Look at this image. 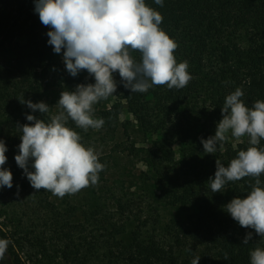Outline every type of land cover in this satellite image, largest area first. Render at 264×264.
<instances>
[{
	"label": "trees",
	"instance_id": "trees-1",
	"mask_svg": "<svg viewBox=\"0 0 264 264\" xmlns=\"http://www.w3.org/2000/svg\"><path fill=\"white\" fill-rule=\"evenodd\" d=\"M145 3L162 15L159 27L177 43L174 56L177 63L187 62L191 80L182 89L154 85L145 93H131L119 76L118 100L99 119L113 131L125 101L142 144L131 141L123 149L147 165L153 190L114 196L112 207L97 201L78 211L59 207L49 191H36L15 161L19 126L31 123L26 116L50 121L49 113L33 112L20 100L44 102L49 89L64 79L50 71L55 53L48 44L50 28L32 5L13 15L0 0V53L16 39L11 63H0V140L7 147L0 168L13 176L11 188L0 187V213L8 222L4 239L10 241L13 264H192L196 257L199 264H250V252L264 249V238L241 227L225 209L233 198L246 197L257 178L230 181L216 193L208 182L216 160L227 167L252 146L250 138L236 145L225 141L222 148L218 143L214 154H206L201 143L215 134L225 98L236 88L244 92L241 99L248 107L264 101V0ZM131 54L141 60L138 51ZM128 124L123 123L125 132ZM257 147L264 150V140ZM259 179L264 187V174ZM161 206L189 211L190 221L163 222ZM250 231L252 239L243 244Z\"/></svg>",
	"mask_w": 264,
	"mask_h": 264
},
{
	"label": "clouds",
	"instance_id": "clouds-1",
	"mask_svg": "<svg viewBox=\"0 0 264 264\" xmlns=\"http://www.w3.org/2000/svg\"><path fill=\"white\" fill-rule=\"evenodd\" d=\"M154 2L163 6V0ZM34 4L40 22L50 28L48 44L57 54L64 50L68 73L75 77L86 70L95 79V83L77 85L74 91H62L56 104L60 111L50 121L29 114L26 119L31 123L19 126L22 135L19 154L15 156L17 165L36 191L43 189L63 198L96 185L105 167L95 150L85 147L81 136L67 122L73 121L84 131L103 126V119L93 118V106L116 92L113 73H119L120 82L131 93H145L154 85L182 89L191 76L187 62L176 61L177 43L159 27L162 15L145 0H34ZM137 51L140 61L131 54ZM243 96L240 88L226 96L215 134L206 140L201 138V143L206 154H214L217 144L222 148L228 140L229 132L236 140L250 138L252 146L239 151L227 167L216 160L214 177L208 182L216 193L230 181L256 177L250 193L233 198L225 209L241 227L264 238V187L259 179L264 174V150L257 147L264 140V101L257 100L248 107ZM20 102L33 112L45 114L50 109L44 102ZM6 151L0 140V166L6 163ZM12 181L11 171L0 168V187L11 188ZM252 235L248 232L242 243L248 244ZM9 243L0 239V261L5 259ZM199 260L196 257L192 264H199ZM250 264H264V249L256 247L250 252Z\"/></svg>",
	"mask_w": 264,
	"mask_h": 264
},
{
	"label": "rangeland",
	"instance_id": "rangeland-1",
	"mask_svg": "<svg viewBox=\"0 0 264 264\" xmlns=\"http://www.w3.org/2000/svg\"><path fill=\"white\" fill-rule=\"evenodd\" d=\"M6 2V9L13 15L23 14L27 6L32 5L35 8L34 0H4ZM13 40L12 44L0 53V63L9 65L13 58V51L15 50ZM63 51L61 53H53L49 59L50 71L57 76H61L64 80L60 86H54L45 95V101L49 106L50 118L52 115L58 114L60 109L56 106L60 99L62 91H74L77 87L76 81L80 80L81 84L95 83L93 76H90L86 70H81L77 76H71L66 70L63 60ZM113 77L118 83L119 73H113ZM118 100L117 96H109L107 99H102L96 103L94 107L93 118L99 119L100 113L104 108ZM125 101L121 100L122 110L119 119L115 124L113 131L102 126L100 129L89 128L84 131L79 128L71 120L67 122V126L72 128L81 136V143L85 147H91L98 154V160L105 167L98 174L99 180L96 185H90L83 188L76 194H66L63 198L50 194V198L54 200L61 208L75 206L78 211L81 208H87L94 205L97 201H105L108 207H112L111 199L114 196L122 194L138 193L142 189L153 190L151 180L146 178L149 172L147 165L136 158L127 155L123 146L134 141L136 145L142 144L141 132L138 129L136 120L125 109ZM129 121L127 131L125 132L123 123ZM228 140L233 144H237L239 140L231 137L228 133ZM189 211H185L179 207L161 206L160 218L163 222L176 219L180 222L187 223L189 219ZM6 232H8V222L0 213V239H4ZM23 258V257H22ZM0 264H13L12 257L9 256L7 250L5 259L0 261ZM28 264V263H23Z\"/></svg>",
	"mask_w": 264,
	"mask_h": 264
}]
</instances>
